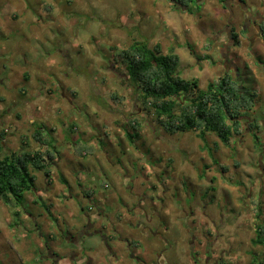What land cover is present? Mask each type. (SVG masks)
Here are the masks:
<instances>
[{
  "label": "rangeland",
  "instance_id": "1",
  "mask_svg": "<svg viewBox=\"0 0 264 264\" xmlns=\"http://www.w3.org/2000/svg\"><path fill=\"white\" fill-rule=\"evenodd\" d=\"M239 1L197 0L181 10L170 0H0V131L6 132L0 156L20 150V135L45 121L67 135L76 124L71 139L80 138L91 152L78 155L81 141L68 146L48 135L56 154L61 150L50 166L55 185L38 171L37 190L23 205L0 200V264H135L133 252L148 264H217L221 257L224 264H251L253 253L264 251L253 242L256 223L264 220V171L258 167L259 158L264 164V66L249 54L246 40L241 47L223 45L225 31L240 26V8L231 5ZM247 1L264 7V0ZM134 40L160 43L164 52L174 45L181 76L197 77L201 88L228 69L256 90L260 101L250 118L259 121V144L245 122L243 135L227 146L215 135L203 140L198 133L161 129L137 101L125 65L114 59ZM132 117L143 122L134 140L128 136ZM138 197L152 220L143 233L126 224L144 226L136 221L144 222ZM88 217L95 223L89 232L101 226L110 234L115 224L124 242L119 232L106 242L101 232H78ZM51 234L56 238L47 241ZM126 241L136 242L133 251Z\"/></svg>",
  "mask_w": 264,
  "mask_h": 264
},
{
  "label": "trees",
  "instance_id": "2",
  "mask_svg": "<svg viewBox=\"0 0 264 264\" xmlns=\"http://www.w3.org/2000/svg\"><path fill=\"white\" fill-rule=\"evenodd\" d=\"M194 1L197 0H170L181 10H191ZM199 2L202 3L201 0ZM45 7L48 8V5ZM261 33L264 38V24L261 26ZM233 36L236 34L233 33ZM114 59L125 65L127 79L129 84L134 86L137 101L140 102L142 109L153 114L156 124L171 135L194 132L203 140H206L207 135H215L227 146L235 136L243 135L245 121L243 119H248L250 112L260 101L256 90L246 86L242 81L235 80L228 70L219 78L210 81L206 88L199 86L197 77H182L179 72L180 56L176 53L174 45L164 52L160 43L150 46L146 41L134 40L129 46L118 50ZM112 98L119 99L116 94H113ZM142 123L138 117L129 120V124L134 129L133 133L128 134L131 139L140 136L138 129ZM36 126L31 136L22 134L20 150L0 156V200L5 204L15 207L24 204L27 194L37 190L35 172H44L49 179L48 183L51 184L50 166L56 159L57 148L50 143L46 126L41 123ZM259 128V121L255 118L247 122V129L257 144L260 140ZM77 129L76 124L70 126L71 132ZM5 136V130L0 131V150L1 141ZM30 137L37 143L33 149L30 148ZM81 142L82 144L76 148L78 155L84 154L87 147L84 141ZM214 144L217 145L216 142ZM88 148L91 150L90 147ZM227 169L223 166V170ZM86 194L92 196L90 191ZM33 202L38 200L35 198ZM45 207L58 222L59 219L51 214L46 203ZM255 211L259 218L260 209L257 211L255 207ZM14 213L19 216V211L15 210ZM258 220L257 235L253 242L264 245V220L260 218ZM13 224L16 225L17 222ZM29 231L33 230L28 229L27 232ZM56 236V234L47 235L46 239L50 241V237L55 239ZM70 236L74 237L72 233H68V237ZM133 244L136 245V242ZM224 263L225 261L220 259L219 264ZM251 264H264V251L261 254L253 253Z\"/></svg>",
  "mask_w": 264,
  "mask_h": 264
},
{
  "label": "flooded vegetation",
  "instance_id": "3",
  "mask_svg": "<svg viewBox=\"0 0 264 264\" xmlns=\"http://www.w3.org/2000/svg\"><path fill=\"white\" fill-rule=\"evenodd\" d=\"M201 1L203 2V0H201ZM234 4L235 3H233L231 5L233 7H239L240 8V11L242 13V17L240 18V21H239L240 22V26L237 27V28H235L238 32L237 31H233L234 29L229 30V29L226 28L227 30L225 32H226L227 36H225V37L227 38V42L225 44H223V45H224V47H226V44H229L228 47L231 48L234 45V43L239 42V44L237 46L238 47H241L244 44V40H246L245 42H247L246 43V46H247V49H248L249 54L251 53V55L256 60V62H257L258 65L264 66V56L262 55V52H260L261 50L258 48V46L254 45V42L256 41V38L260 39V41H258V42L264 44V38H263V35L261 33V26L264 24V12H263L264 7H262V5L261 6H258L257 4L254 5L253 3H249L247 0H240L238 4H235V5ZM243 31L245 33V36L248 37V39H246V37L243 35L244 34ZM233 33H235L236 36H233ZM228 47H226V49ZM233 47H235V46H233ZM222 54L230 59V56L228 55V52L222 53ZM228 61L229 60L226 59V62H228ZM236 68L237 67L234 66V69H236ZM226 70H228V69H226ZM250 70H251V66H250ZM260 92H261V90H260ZM251 112H250V115H251ZM252 119H254V118H252ZM252 119L250 118V116H248V119L245 118L243 120H245L244 122L246 124L248 121H250ZM261 120L262 119L260 118V122H262ZM249 133L251 134L250 131H249ZM262 155L263 154H260V156H262ZM258 164H259L258 167H260V169H262L264 171V164H263V161L261 160V158L258 159ZM260 176H261V172H260ZM260 186H261V184H260ZM141 197H143V196H141ZM144 198L145 197H143V199ZM137 200H138V206H139V208L141 210H143L142 211V213H143L142 217L144 219V222H141L142 221V218L141 219H138L137 218L136 221L137 222L140 221L141 224L144 223V226L141 227L140 224L138 226H137V224L136 225H133L132 224L133 221H130V220L126 224L129 223L128 226L131 229H135L137 227V229L140 232L143 233L144 229H146L147 228V225H148V224H145V223H150L152 220L150 219L151 218V215H148L147 214V210L144 207H142V201L139 200V197L137 198ZM118 203L120 205L121 204H124L125 205V202H124V200L121 197H119ZM93 207L96 209V212L100 216H103L102 215L103 213H101L102 209H101V207L98 208V205H97L96 202L94 203V206ZM135 207H137V206H134L133 208H135ZM133 208H130L129 211L131 212L133 210ZM151 209H152V214L153 213H157L158 221L159 220L161 221V219H162V217L160 216L161 212L159 213V211H156L155 208L153 207V205L151 206ZM104 217L107 218V215L104 214ZM91 221H93V220L90 217H88V220L82 226V227H84L83 232H82V227L79 229L78 232L85 233L87 231L88 234L95 233V232H99V233L101 232V237L104 239L105 242L107 241V239H110V240H114L115 239L116 240L117 237L120 238V240L124 242V236H126V235H122V233L119 232V230L115 227V224H111L110 225V228L113 231V232L111 231L112 233H110V234H106L104 232V230L101 229V228H103L101 226H100V228L94 229L95 232H93L94 230L92 232H89L90 229L93 227V225H95V223L93 224ZM138 230H136L135 232H137ZM117 233H118V235H117ZM142 233H140V234H142ZM152 233L153 234H156V233H154V231H152ZM115 234L117 235V237H115ZM81 236H79L78 239H77V242L78 243H80V241L82 239ZM192 242L193 241H191V243ZM199 244H203V241H199ZM126 245H127L128 249H129V252L133 251L132 250V248L134 246L133 243H131V242L128 241L126 243ZM107 246L109 247L110 254L113 255L114 257H118V252L115 249H113L109 244H107ZM201 250H203V247L201 248ZM196 253H197L196 256H198V252H196ZM130 256L133 257V259L135 260V264H148V261H145L144 259L140 258L139 256H136L134 252ZM192 257H194V256H192ZM220 259H222V257L221 258H218L217 264H219ZM195 262H197V261L195 260ZM77 264H79V263L77 262Z\"/></svg>",
  "mask_w": 264,
  "mask_h": 264
},
{
  "label": "crops",
  "instance_id": "4",
  "mask_svg": "<svg viewBox=\"0 0 264 264\" xmlns=\"http://www.w3.org/2000/svg\"><path fill=\"white\" fill-rule=\"evenodd\" d=\"M54 62V61H53ZM22 91H25V89H23ZM49 91H51L50 89H49ZM43 120V119H42ZM41 120V121H42ZM45 121V120H44ZM32 122V121H31ZM40 123V122H39ZM44 123V124H43ZM43 123H41V124H43V125H45L46 126V128H45V130L48 132V135L49 134H51V135H53V137L54 138H56V140H57V143L59 142V144L60 143H62L63 144V142L62 141H64V142H68V146H70L72 143L73 144H76V143H78V142H80V138H77L78 139V141H77V139L76 140H73V139H71L72 137H71V135L73 134V132L71 133V131L69 132V135H67V133L65 134L64 132H63V130H59L58 132H57V129L56 128H54L53 127V125H50V123L48 122V121H45V122H43ZM48 123V124H47ZM53 128H52V127ZM48 129H50L49 131H48ZM70 130V129H69ZM34 131V130H33ZM60 132H61V134L63 135L62 137H64L63 139H61L60 138ZM57 133L59 134V136L57 135ZM23 134H26V133H23ZM105 135H107V133H104ZM20 136H23L22 134L20 135ZM31 136V135H30ZM49 137V136H48ZM30 139L32 140V137H30ZM30 140V141H31ZM70 143V144H69ZM60 149L58 150V154H57V156H56V161L60 158V156H61V153H60ZM59 156V157H58ZM71 160H73V158L71 159ZM53 163V162H52ZM55 163V162H54ZM51 176H52V172H51ZM50 180H51V185H55L54 184V181H53V179H52V177L50 178Z\"/></svg>",
  "mask_w": 264,
  "mask_h": 264
}]
</instances>
